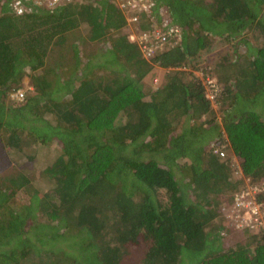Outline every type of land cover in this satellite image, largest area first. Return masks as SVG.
Wrapping results in <instances>:
<instances>
[{
	"label": "trees",
	"instance_id": "trees-1",
	"mask_svg": "<svg viewBox=\"0 0 264 264\" xmlns=\"http://www.w3.org/2000/svg\"><path fill=\"white\" fill-rule=\"evenodd\" d=\"M137 15L136 32L175 26L181 39L147 59L114 0L24 15L0 0V147L58 141L61 150L43 171L47 193L22 172L0 177V264H124L138 247L133 264H264L259 214L241 223L235 209L247 184L264 205V0H153ZM80 26L90 42L112 46L81 67L73 42V62L64 53L54 62L73 70L52 83L37 71ZM230 39L232 51L207 63L217 110L208 74L177 68L197 69L214 41ZM155 66L171 71L156 88L146 80ZM27 74L34 95L22 87ZM58 86L69 99L55 97ZM20 90L21 102L12 96ZM21 190L28 200H18ZM224 193L232 216H221ZM233 232L241 234L226 246Z\"/></svg>",
	"mask_w": 264,
	"mask_h": 264
},
{
	"label": "rangeland",
	"instance_id": "rangeland-1",
	"mask_svg": "<svg viewBox=\"0 0 264 264\" xmlns=\"http://www.w3.org/2000/svg\"><path fill=\"white\" fill-rule=\"evenodd\" d=\"M82 1H89V0H82ZM78 1V2H82ZM96 4V3H95ZM86 28L84 26H80L76 29L71 30L68 33V37L66 41L63 43V45L59 44H54L53 46V52L52 56L50 57L51 62L50 64H47L45 66V70L42 68L38 70V73L47 75L48 79L52 81V83H58L59 80L66 79L69 75L72 69L70 66H63L58 68V66H55L54 62L55 60H59L61 53H64L68 60L72 63L73 59L71 57V52L69 51L68 48L72 46V43L75 42L79 44V49H80V58H81V67H85L86 64L88 63V59L90 56L97 55L102 49L106 50L111 48V43L109 41H105V43L101 42H90L89 39L87 38V32ZM255 32L249 33L248 37L250 39V42L252 44H257L259 39L256 38L257 36L255 35ZM84 41H83V38ZM179 39H181V34H179ZM130 38V37H129ZM237 41L235 39H230L228 42H222L218 41V44L216 41H214L213 48L205 54L204 59L202 63L200 62V67L197 69H192L191 67L193 64H197V62L193 63V61L190 62L189 65L183 66V67H178V70H184L185 73L189 72L192 70L197 76L199 77H204L207 75V79L215 80L214 77H212V74H209L206 72L207 70V63L213 62L215 63V60L218 59H223L226 57V54L233 49V43H236ZM177 43H168L165 45L164 49L168 47L169 45H175ZM259 44V43H258ZM227 51V52H226ZM246 51V46L245 44H240L238 45V52L244 53ZM205 53V52H204ZM100 59V58H99ZM206 63V64H205ZM58 68V69H55ZM112 70V69H111ZM99 69H95V72H98ZM168 72H171L169 68H162L160 66H155V69L149 73V75L146 77V80L150 82L152 87L156 88L158 84L162 81L165 80V75L168 74ZM213 78V79H212ZM216 81V80H215ZM207 85V83L205 82ZM54 85V84H53ZM22 87L28 92L29 95H34L35 92L34 90L32 91V87L30 86L29 83V75L27 74L22 83ZM60 87V86H58ZM209 94V98L212 99V106L218 110V104L215 102V99L211 98V95L214 94L213 88L209 85L206 86ZM60 93H55V97L59 99L60 102L65 101L70 98V95L64 94V88L60 87ZM14 95V94H13ZM27 96V97H28ZM14 102V101H11ZM21 102V101H20ZM43 103V102H42ZM47 118L50 120L54 119V115L47 114ZM61 150H60V144L58 141H53L51 143H48L46 145H25L23 149H14L10 147H0V177L5 176L9 177L12 176L13 174H17L19 172H22L26 174L30 180L32 185L35 188H38L41 190L43 193H47L50 191V189L53 186V182H50L47 179V176L43 174L44 169H46L48 166H50L55 159L59 156ZM232 160L233 163H235V172L237 175H242V167L240 164V158L235 154V152L232 149ZM181 162H183L181 160ZM240 177V176H239ZM254 185H249L247 184V191L252 193V191L255 190ZM253 187V188H252ZM18 200L21 199V201H26L28 200V195L21 190L20 194L17 195ZM230 196V194L224 193L220 196L221 199V205H220V211H221V216H226L227 214L229 216H232V213L234 212V208L230 207L227 203V199ZM227 226V223H226ZM227 228V227H226ZM241 233H234L229 234L228 236H224V243L227 246V244H234L237 242V239L239 238ZM63 244V243H62ZM60 244V246H64L66 244ZM135 247V246H134ZM137 248H130L131 254L126 258L124 264H133L137 260L139 261V251L140 247ZM140 262V261H139Z\"/></svg>",
	"mask_w": 264,
	"mask_h": 264
},
{
	"label": "built area",
	"instance_id": "built-area-1",
	"mask_svg": "<svg viewBox=\"0 0 264 264\" xmlns=\"http://www.w3.org/2000/svg\"><path fill=\"white\" fill-rule=\"evenodd\" d=\"M78 2L82 0H10L11 10L16 15H24L34 12L39 7H44L46 9H56L61 6L68 5L72 2ZM120 8L124 10L127 16V27L130 30V40L135 41L140 46L144 56L147 59H151L157 51L164 49L165 45L168 43H177L179 34H181V29L175 26L164 29L162 26L156 25L153 30L147 32H136L134 30V22L138 21L137 13L141 10L149 11L153 0H114ZM165 24V23H164ZM169 37H175L177 39L172 40ZM210 80V79H209ZM207 80L206 86H211L213 88L214 94L211 98H215L218 91V85L215 80L211 82ZM15 100L19 102L25 99V92L22 90L14 93L12 95ZM221 156H224L223 151L220 152ZM252 193L248 192L247 189L243 190L241 193H236L235 198V209L238 212V217L240 222H247V219H252V214H259L253 219L258 226L264 229V211L261 208L264 207L263 204L257 202V191L258 186ZM252 187V188H253ZM241 210H244L243 214H239Z\"/></svg>",
	"mask_w": 264,
	"mask_h": 264
}]
</instances>
